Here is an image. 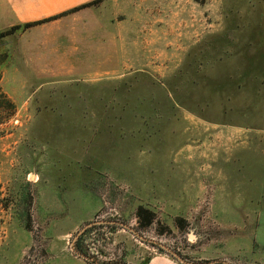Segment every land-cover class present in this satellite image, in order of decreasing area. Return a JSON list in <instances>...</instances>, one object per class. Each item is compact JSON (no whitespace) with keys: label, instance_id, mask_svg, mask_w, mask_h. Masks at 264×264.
<instances>
[{"label":"rangeland","instance_id":"374dc122","mask_svg":"<svg viewBox=\"0 0 264 264\" xmlns=\"http://www.w3.org/2000/svg\"><path fill=\"white\" fill-rule=\"evenodd\" d=\"M106 2L56 18L115 12L118 63L0 37V264H264V0Z\"/></svg>","mask_w":264,"mask_h":264},{"label":"crops","instance_id":"0c3cea01","mask_svg":"<svg viewBox=\"0 0 264 264\" xmlns=\"http://www.w3.org/2000/svg\"><path fill=\"white\" fill-rule=\"evenodd\" d=\"M3 4L6 6L12 24H25L30 22H40L43 20L50 19L55 16L62 15L66 12H70L71 10L83 6L93 0H2ZM111 2H106L105 5L113 4L116 7H120L117 11H121L122 9H133L134 18L139 24H144L143 20L144 16L153 13L154 10H167L169 12L172 11L174 0H134L132 5H126V3H118L121 0H110ZM116 7L114 9H116ZM83 10V9H82ZM92 9H87L83 11H79L75 14H72L66 18H56L51 20L48 23H52L57 27V33L59 35L54 37L52 40L45 37V39H30L29 42H25L24 46L28 47H46L48 45H57V46H66L68 42L63 40V35L71 31L75 32L74 40L70 39L69 47L76 48H86L87 53L83 52H74L70 56L76 55L78 60H84L85 62H95V60L103 59L104 57L110 55L114 59L116 63L120 62L121 55H123L122 48L126 45V40L122 34H119V31L122 26L120 25V21L118 22V18L114 19V14L110 17L106 16H98L93 14L88 19L86 15L92 13ZM123 12V11H121ZM85 15V16H84ZM90 16V15H88ZM70 17V18H69ZM112 17V18H111ZM69 18V19H68ZM88 18V17H87ZM70 20L69 23L67 21ZM87 24H84L83 22ZM45 23L37 24L33 27V29H38L41 25ZM111 24V26H110ZM67 25L69 26L70 31L66 32ZM101 25L99 33H96L95 29ZM48 27V26H47ZM115 28V29H114ZM32 29V27H31ZM117 29V30H116ZM85 31V32H84ZM72 32V33H73ZM81 32V33H79ZM79 34L80 37L78 36ZM62 37V38H61ZM58 40V43H57ZM121 40V41H120ZM73 41V42H72ZM124 41V42H123ZM121 48V50H119ZM93 49V50H92ZM92 50V51H91ZM71 53V52H70ZM54 55V54H51ZM56 56V55H55ZM61 56L65 57V54H61ZM68 60V59H67ZM56 61V60H55ZM123 62V60H122ZM149 264H179L172 260L171 258L160 255L155 257Z\"/></svg>","mask_w":264,"mask_h":264},{"label":"trees","instance_id":"16d2710c","mask_svg":"<svg viewBox=\"0 0 264 264\" xmlns=\"http://www.w3.org/2000/svg\"><path fill=\"white\" fill-rule=\"evenodd\" d=\"M100 1H102V0H93L92 2H89V3H87V4H84L83 6H80L79 8H75V9H73V10L80 9V8H82V7H87V6H90V5L96 4V3L100 2ZM56 17H57V16L52 17V18H50V19H54V18H56ZM47 20H49V19H47ZM47 20H43V21H40V22H30V23H25V24H22V25H15V26H13L10 30H7V31H5V32L0 33V37H4L5 35H8V34L12 33L13 31H15V30H17V29H20V28L28 29V28L32 27L33 25H36V24L42 23V22L47 21ZM143 211H144V210H143L142 208H140L138 214L140 215Z\"/></svg>","mask_w":264,"mask_h":264},{"label":"water","instance_id":"95a60500","mask_svg":"<svg viewBox=\"0 0 264 264\" xmlns=\"http://www.w3.org/2000/svg\"><path fill=\"white\" fill-rule=\"evenodd\" d=\"M165 248V250L169 251L171 254H173L174 256H176L179 260L182 261V259H180V257L178 256V254H176L175 252H172L170 249H168L167 247H163ZM183 262V261H182Z\"/></svg>","mask_w":264,"mask_h":264}]
</instances>
